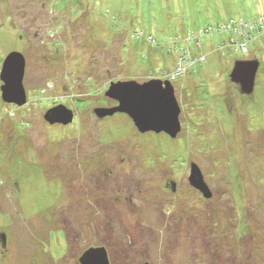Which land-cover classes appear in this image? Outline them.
<instances>
[{"label": "rangeland", "instance_id": "obj_1", "mask_svg": "<svg viewBox=\"0 0 264 264\" xmlns=\"http://www.w3.org/2000/svg\"><path fill=\"white\" fill-rule=\"evenodd\" d=\"M263 14L264 0H0V72L22 53L27 93L7 104L0 81V264H81L102 247L110 264H264ZM231 17L250 22L218 32ZM186 39L205 61L168 79L176 138L96 115L118 105L111 83L172 75ZM239 60L260 62L252 94L230 80ZM60 104L70 125L45 120Z\"/></svg>", "mask_w": 264, "mask_h": 264}, {"label": "water", "instance_id": "obj_2", "mask_svg": "<svg viewBox=\"0 0 264 264\" xmlns=\"http://www.w3.org/2000/svg\"><path fill=\"white\" fill-rule=\"evenodd\" d=\"M259 65L258 60H239L235 63L229 77L232 83L240 86L242 94L253 93ZM25 71L26 58L22 53L11 52L3 60L0 81L1 97L5 103L17 107L27 104ZM106 96L117 101L118 105L96 109L95 113L99 118L124 113L131 118L140 133H166L171 138H176L181 131V107L175 87L169 80L151 79L144 83L129 80L111 83ZM44 117L51 125L66 126L73 123L74 112L60 104L49 109ZM189 182L206 198L212 196L200 168L194 163L191 166ZM1 241L6 244L5 234L1 235ZM80 261L81 264H110L104 247L88 249Z\"/></svg>", "mask_w": 264, "mask_h": 264}, {"label": "built area", "instance_id": "obj_3", "mask_svg": "<svg viewBox=\"0 0 264 264\" xmlns=\"http://www.w3.org/2000/svg\"><path fill=\"white\" fill-rule=\"evenodd\" d=\"M241 20H243V19H241ZM240 22L247 23V22H250V21L249 20H243V21H240ZM237 23H238L237 20H231L228 25L221 26L220 28H222V30L226 29V27L238 30L236 27L240 26V24L242 25V23H240V24L239 23L237 24ZM255 23L260 27L259 29L257 28L258 30L256 29V32H258L261 28H264V14L261 17V19L259 21V24L257 23V21H255ZM226 30H228V29H226ZM208 31H209V29H207V30L201 29L200 30L201 33H203V32L204 33L205 32L208 33ZM217 31L219 32L220 30L217 29ZM241 32H242V30H241ZM193 35L194 34H191V36H188V33H187V36H188L187 39H190V38L194 39ZM187 39H186V41H184V46H183L185 50L184 51H182V50L180 51L179 50L180 53L178 52L179 53L178 54L179 55L178 63L176 65V69L174 70L173 74L171 75L172 78L170 77L171 79L176 78L177 76L181 75L183 72L187 71L188 67H191L193 69L196 65H198L201 62L205 61V58L203 56H200V57L192 56V54L189 52L190 46H188ZM229 40L231 41V38ZM182 42H183V40H182ZM233 44L236 46L237 50H244V48H245V47H243V45L245 44L243 41L242 42H236V43H233ZM219 46L222 47L223 45L220 44ZM201 60H203V61H201ZM163 80H168V79L166 78V79H163Z\"/></svg>", "mask_w": 264, "mask_h": 264}, {"label": "trees", "instance_id": "obj_4", "mask_svg": "<svg viewBox=\"0 0 264 264\" xmlns=\"http://www.w3.org/2000/svg\"><path fill=\"white\" fill-rule=\"evenodd\" d=\"M231 20H234V17H231L230 18V20L229 21H231ZM237 20V19H236ZM245 20H249V18H245ZM222 25H220L219 24V27H221ZM219 27H216V29H219L220 31H222V32H227L226 30H222V28H219ZM208 28H206V29H204V30H207ZM225 37V36H224ZM223 37V38H224ZM222 38V39H223ZM180 40V39H179ZM176 42V41H175ZM179 42H181V41H177L176 42V50H175V53H177V54H179L180 53V51L182 50V51H184L185 49H184V47H182L181 45L179 46L178 44H179ZM180 44H182V42L180 43ZM216 48H217V46H215ZM180 50V51H179ZM159 51V50H158ZM170 54H171V51H168ZM179 52V53H178ZM176 69V68H175ZM174 70V69H173ZM165 76H168V77H166L167 79H170V77H171V72H168Z\"/></svg>", "mask_w": 264, "mask_h": 264}, {"label": "flooded vegetation", "instance_id": "obj_5", "mask_svg": "<svg viewBox=\"0 0 264 264\" xmlns=\"http://www.w3.org/2000/svg\"><path fill=\"white\" fill-rule=\"evenodd\" d=\"M207 184V183H206ZM196 189V188H195ZM174 190V189H173ZM197 190V189H196ZM197 191H199V190H197ZM199 193H201L200 191H199ZM213 194V193H212ZM201 195H202V193H201ZM105 248V247H104ZM106 249V248H105ZM107 251V250H106ZM107 256H108V260L110 261V259H109V255H108V252H107ZM110 263V262H109ZM148 264V263H147Z\"/></svg>", "mask_w": 264, "mask_h": 264}, {"label": "crops", "instance_id": "obj_6", "mask_svg": "<svg viewBox=\"0 0 264 264\" xmlns=\"http://www.w3.org/2000/svg\"><path fill=\"white\" fill-rule=\"evenodd\" d=\"M216 44V43H215ZM196 49L198 50L199 48L196 46ZM204 56H206V55H204ZM207 57V56H206ZM207 59V58H206Z\"/></svg>", "mask_w": 264, "mask_h": 264}, {"label": "bare ground", "instance_id": "obj_7", "mask_svg": "<svg viewBox=\"0 0 264 264\" xmlns=\"http://www.w3.org/2000/svg\"><path fill=\"white\" fill-rule=\"evenodd\" d=\"M177 78V77H176ZM173 79H175V78H173Z\"/></svg>", "mask_w": 264, "mask_h": 264}]
</instances>
